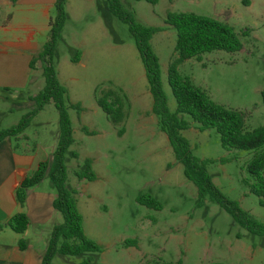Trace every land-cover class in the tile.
I'll list each match as a JSON object with an SVG mask.
<instances>
[{
  "label": "rangeland",
  "instance_id": "rangeland-1",
  "mask_svg": "<svg viewBox=\"0 0 264 264\" xmlns=\"http://www.w3.org/2000/svg\"><path fill=\"white\" fill-rule=\"evenodd\" d=\"M120 3L138 24L162 29L152 36L150 45L159 61L160 82L171 113L176 102L167 70L175 56L177 36L175 29L165 24L167 14L194 13L232 27L243 45L240 52L206 53L200 61H184L178 72L191 78L214 102L243 112L246 131L264 127V0ZM65 11L64 42L58 45L53 64L66 89L72 127V145L65 156L66 186L76 193L85 236L102 250L95 264H264V238L248 233L209 198L202 207L197 206V190L185 178L159 128L158 117L152 113V95L128 26L108 12L106 0H66ZM50 16L55 18V9ZM69 48L79 51L77 63L71 61ZM36 88L37 83L11 95L0 92L7 97V101L0 98V129L15 126L31 110L29 94H35ZM109 91L115 92L123 105L125 119L119 126L113 125L97 104ZM183 118L190 128L181 135L194 157L209 161L206 171L214 185L264 223V206L248 188L253 179L247 164L255 151L225 150L215 130L201 131L190 117ZM120 128L125 130L121 136ZM24 135L28 141L11 138L12 144L51 154L59 136L54 106L47 105ZM87 160L95 174L92 182L79 181L76 176ZM41 187L44 192L53 189L48 179ZM145 195L162 209L139 204L138 197ZM128 240H135L137 246L126 247ZM87 257L57 255L52 264H80Z\"/></svg>",
  "mask_w": 264,
  "mask_h": 264
},
{
  "label": "trees",
  "instance_id": "trees-1",
  "mask_svg": "<svg viewBox=\"0 0 264 264\" xmlns=\"http://www.w3.org/2000/svg\"><path fill=\"white\" fill-rule=\"evenodd\" d=\"M108 12L128 26L129 33L134 39L139 52L145 76L152 95V113L158 117L160 130L167 136L175 159L182 165L185 178L191 182L198 195V207L204 205L209 198L222 208L232 220L244 228L248 233L264 238V223L257 221L244 211L236 201L225 197L212 182L206 171L209 161H202L192 154L188 141L181 132L188 130L190 124L183 116H188L196 123L199 130H215L220 143L225 150L255 151L252 160L247 164V172L253 183L248 185L249 192L260 199L264 206V127L246 131V115L237 110L214 102L206 91L198 87L191 78L182 76L178 67L186 60H201V56L214 51L237 53L243 48L238 34L227 24L210 17L194 13H168L165 24L176 31L175 56L167 70V81L176 102V110L171 113L167 108V99L160 82L159 61L152 51L150 41L152 36L162 31L161 28L144 27L135 21L134 14L123 8L120 0H106ZM145 1L155 5L158 0ZM66 0H56V16L50 20L49 41L44 45L36 61L42 63L43 88L33 97H29L31 110L24 114L19 122L10 128L0 130V143L11 138L21 136L29 127L31 121L49 104L58 113L59 136L51 157L41 161L31 175L23 178L14 190L16 203L23 207L28 192L38 187L48 179L55 191L56 197L52 203L55 211L59 212L63 222L56 225L51 232L41 264H52L59 255L63 257H77L87 254L88 257L80 264H95L97 254L101 253L100 246L88 239L83 230L82 216L77 208L76 193L67 186V167L65 156L72 145V127L65 104L66 89L56 77L53 59L57 47L63 42L62 32L67 21L65 11ZM246 34V33H245ZM73 55L71 61H79V51L69 48ZM33 63L30 65L32 66ZM264 104V91L261 92ZM98 106L115 126H119L125 119L121 99L116 93L109 91L97 100ZM78 112L82 109L75 106ZM124 128L118 130L121 136ZM75 159L77 154H73ZM79 181L95 180L91 164L87 160L82 171L76 174ZM138 203L154 210L162 207L154 198L145 195L138 197ZM7 226L16 234H23L28 227V218L19 213L11 217ZM26 242L20 241L19 248H26ZM126 247L137 246L135 240L125 241ZM173 264V263H163ZM176 264H182L179 261ZM221 264V263H209Z\"/></svg>",
  "mask_w": 264,
  "mask_h": 264
},
{
  "label": "crops",
  "instance_id": "crops-1",
  "mask_svg": "<svg viewBox=\"0 0 264 264\" xmlns=\"http://www.w3.org/2000/svg\"><path fill=\"white\" fill-rule=\"evenodd\" d=\"M55 2L0 0L1 93H19L37 83L35 94H29L33 97L43 88L42 64L36 58L49 41L50 13ZM2 99L7 101V97ZM7 107L4 109L8 112ZM15 139L29 140L24 133ZM55 147L48 155L27 145L15 147L11 139L0 143V264H41L52 229L63 222L61 214L52 207L56 197L53 189L44 192L41 185L31 189L23 207L14 199L19 182L31 175L41 161L50 158ZM19 213L28 218L23 234L14 233L7 226L8 220ZM20 241L27 243L23 250L19 248Z\"/></svg>",
  "mask_w": 264,
  "mask_h": 264
}]
</instances>
